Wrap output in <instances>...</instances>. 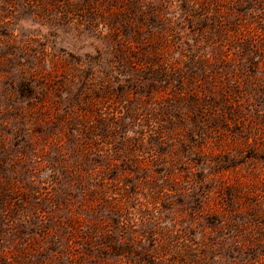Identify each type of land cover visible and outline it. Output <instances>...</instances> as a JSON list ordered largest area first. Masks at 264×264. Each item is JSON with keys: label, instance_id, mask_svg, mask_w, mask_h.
I'll return each mask as SVG.
<instances>
[{"label": "rangeland", "instance_id": "1", "mask_svg": "<svg viewBox=\"0 0 264 264\" xmlns=\"http://www.w3.org/2000/svg\"><path fill=\"white\" fill-rule=\"evenodd\" d=\"M0 264H264V0H0Z\"/></svg>", "mask_w": 264, "mask_h": 264}]
</instances>
